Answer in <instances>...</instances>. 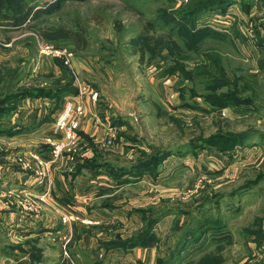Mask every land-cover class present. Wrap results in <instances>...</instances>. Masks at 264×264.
<instances>
[{"label":"rangeland","instance_id":"1","mask_svg":"<svg viewBox=\"0 0 264 264\" xmlns=\"http://www.w3.org/2000/svg\"><path fill=\"white\" fill-rule=\"evenodd\" d=\"M26 1L0 0V264H264V0Z\"/></svg>","mask_w":264,"mask_h":264},{"label":"crops","instance_id":"2","mask_svg":"<svg viewBox=\"0 0 264 264\" xmlns=\"http://www.w3.org/2000/svg\"><path fill=\"white\" fill-rule=\"evenodd\" d=\"M87 120H85L84 122H88V123H84V124H87L86 125V129L81 126L83 130V133H84V136H86L87 138L91 137V133L93 130H91V127L89 124H91V120H89L88 118H85ZM60 173V171H59ZM59 177H56L54 178L55 180H52V182L50 183V187H51V190H50V193H52V196L55 198V202H58L59 204H63V202H71L72 201V191L70 189H68V180H66V178L61 174L58 175ZM54 177V176H53ZM37 181V180H36ZM35 181L34 185H20L21 187H23L24 189L32 192H36L35 196L36 197H39V198H42V199H46V185H43V184H38L37 182ZM72 181V180H70ZM16 186V185H14ZM59 190V191H58ZM45 194V196H44ZM51 201V196L47 198V201L46 202H50ZM9 205V203H7ZM4 213H8V215L6 214L5 216L1 217L0 215V219L3 220L5 219V221L7 222V217H12V213L11 212H4ZM24 219V218H23ZM23 219H18V221H22ZM17 221V220H15ZM49 227L47 226H41V228H33L31 226H26V225H23L20 224V225H17V226H10L9 229L12 230L14 229L15 231L17 230H20L26 237L27 236H30L31 233H35L34 236L38 237L39 236V233H44V231H46ZM0 235H1V232H0ZM0 239H1V236H0ZM28 245L30 242H26ZM25 246V244H24ZM24 248L23 246H20V247H17V250L19 251H23L25 249H22Z\"/></svg>","mask_w":264,"mask_h":264},{"label":"built area","instance_id":"3","mask_svg":"<svg viewBox=\"0 0 264 264\" xmlns=\"http://www.w3.org/2000/svg\"><path fill=\"white\" fill-rule=\"evenodd\" d=\"M42 53L54 58H59V59H66V62L69 63V57H71L72 54H69V52L65 49L62 48H56L55 46L51 44H44L42 45ZM72 106L71 103L68 104V107ZM82 106L83 105H75L72 107L71 112L66 110L67 112H64L62 115L59 117V122L58 125L64 129L67 128V136L69 138L70 143H72L69 147L65 148V144L61 143H53L54 147V153L56 157H59L66 149H73L74 151L76 150V143H77V134L74 130V127L76 125L77 119L76 117L79 116V113H82ZM78 110L79 112L75 113V110ZM81 111V112H80ZM72 112H74L72 114ZM83 114V113H82ZM66 126V127H65ZM73 140V141H72ZM75 145V146H74ZM28 166H32L31 163H28ZM47 166V164H46ZM45 170V166L43 165V171ZM41 173V171H38V174ZM42 199V198H41Z\"/></svg>","mask_w":264,"mask_h":264},{"label":"trees","instance_id":"4","mask_svg":"<svg viewBox=\"0 0 264 264\" xmlns=\"http://www.w3.org/2000/svg\"><path fill=\"white\" fill-rule=\"evenodd\" d=\"M19 4L23 5V7H24V9H23L24 11L22 13L23 16L31 15L32 9H31V7L29 6V4H28V2L26 0H20ZM82 41H83V45L81 46V48H84L86 46L85 38H83ZM72 81H70V84L72 83ZM76 92H77V90L75 88L66 86V88L62 87V88L58 89L56 92L53 91V93H52V91H47V90H44V91H42V90L38 91L37 90V91H35V93H33V90H31L30 93L34 97H37V98H40V97L56 98V100H55L56 104L57 103L60 104L63 101V99H64L63 98L64 95L69 94V93H76ZM50 93H52V94H50ZM57 94H58V96H57Z\"/></svg>","mask_w":264,"mask_h":264},{"label":"water","instance_id":"5","mask_svg":"<svg viewBox=\"0 0 264 264\" xmlns=\"http://www.w3.org/2000/svg\"><path fill=\"white\" fill-rule=\"evenodd\" d=\"M7 264H8V262H7Z\"/></svg>","mask_w":264,"mask_h":264}]
</instances>
